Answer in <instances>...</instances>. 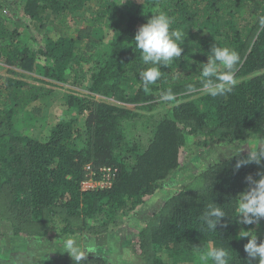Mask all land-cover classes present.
I'll use <instances>...</instances> for the list:
<instances>
[{"label": "trees", "instance_id": "trees-1", "mask_svg": "<svg viewBox=\"0 0 264 264\" xmlns=\"http://www.w3.org/2000/svg\"><path fill=\"white\" fill-rule=\"evenodd\" d=\"M154 13L171 17L186 38L181 58L162 66L161 79L145 90L139 73L149 66L133 39ZM22 14L58 30L34 48L17 10L13 20L0 14V233L7 224L14 236L42 238L51 230L76 237L114 231L181 165L188 134H202L197 143L205 145L264 134V0H25ZM225 46L240 56L237 84L213 98L199 91L200 65L211 48ZM189 84L198 91L188 93ZM56 89L66 91L64 116L46 135H31L28 117ZM168 90L171 102L161 99ZM159 105L165 112L156 120L139 111ZM249 153L204 167L165 201L138 234L146 264H212L201 259L211 247L228 250L230 264H247L248 238L239 232L264 241L262 219L245 225L236 218L246 178L264 172V160L236 167ZM91 170L109 183L84 188ZM210 206L229 216L217 232L201 228ZM80 264L115 263L86 253Z\"/></svg>", "mask_w": 264, "mask_h": 264}, {"label": "rangeland", "instance_id": "rangeland-1", "mask_svg": "<svg viewBox=\"0 0 264 264\" xmlns=\"http://www.w3.org/2000/svg\"><path fill=\"white\" fill-rule=\"evenodd\" d=\"M24 1L0 0L4 6L0 8V14L13 20V11L17 10V13H19L17 21L21 26L20 30L23 35L27 37L26 42L34 48H41L44 46L46 38L57 35L56 31L58 29L53 25V21H49L43 28L30 23L29 19L22 14ZM93 4H96L95 1H93ZM88 14H91V12L85 13L86 16ZM74 20L81 24L84 22V17L78 14L74 17ZM69 29L68 32L76 36V28L69 27ZM1 72L5 73L6 68H2ZM65 92L64 89H56L52 95L41 100L39 112L28 117L26 121V124L32 123L30 129H26L29 130L31 135H38L39 132L46 135L49 130L48 127L64 116ZM173 104L167 103L166 107ZM139 111L147 115L153 114L151 118L156 120L159 118V114L165 112V109L162 105H159L155 110ZM138 133L144 136L147 134L146 131L143 132L142 130H139ZM253 138L249 142H209L205 145L197 143V141H203L204 136L202 134H188L187 143L181 155V165L173 171L164 185L149 197L144 205L126 218V221L114 231L100 235L85 234L76 237L73 235H59L51 230L47 238H42L26 233L14 236L11 227L8 224L4 225L3 230L5 233L4 231L0 233V264H70L73 262L72 258L67 252H62L64 240L69 237L77 240L81 252L85 254L103 255L107 261L115 264H146L141 256L138 234L148 224L153 214L161 209L169 197L192 182L204 167L211 166L232 155L248 153L251 149L255 151L264 139V134L258 132V135ZM94 174L95 172L91 170L86 180L87 188L102 186L104 180L95 178ZM262 220L264 223V219ZM262 234L264 235V228ZM86 249H91V251L87 252ZM165 252L162 253L163 256H165Z\"/></svg>", "mask_w": 264, "mask_h": 264}, {"label": "clouds", "instance_id": "clouds-1", "mask_svg": "<svg viewBox=\"0 0 264 264\" xmlns=\"http://www.w3.org/2000/svg\"><path fill=\"white\" fill-rule=\"evenodd\" d=\"M172 23V18L167 14L154 13L146 23L138 28L134 35L133 41H135L136 48L139 49L140 59L144 65L149 66L139 73L145 90L161 79L160 69L162 66H170L174 60L181 58L186 34L183 30L172 29ZM260 25L264 27V18L260 20ZM210 51L211 56H208L207 63L200 65L202 88L199 91H203L213 98L226 96L233 91L237 84L235 72L240 63V56L227 46L213 47ZM220 67L223 68V71L218 70ZM195 91L198 89L191 84L187 86L188 93ZM161 99L171 102L174 99V94L168 90ZM261 160H264V139L258 149L255 152L251 149L247 157L237 162L236 167L239 168L242 164L251 161L259 164ZM246 179L248 188L240 193L236 218L242 224L250 225L264 219V172L258 173L256 178L248 176ZM224 217H229L224 210L210 206L201 217V228L217 232V226ZM239 237L248 238L247 243L244 244L247 264H264V241L258 242L256 235L253 236L245 230L239 232ZM85 251L90 252L91 249ZM62 252H67L74 264H80L85 259V254L81 252L75 238L69 237L64 240ZM201 259L211 260L212 264H230L231 256L229 251L223 247H211Z\"/></svg>", "mask_w": 264, "mask_h": 264}, {"label": "built area", "instance_id": "built-area-1", "mask_svg": "<svg viewBox=\"0 0 264 264\" xmlns=\"http://www.w3.org/2000/svg\"><path fill=\"white\" fill-rule=\"evenodd\" d=\"M88 168L90 169V167H88ZM103 170H104V169H103ZM106 170H108V169H106ZM108 183H109L108 180H106V181L104 180V181L102 182V186H103V185H106V184H108ZM87 186H88V185H87V181H85V182L83 183V187L87 189Z\"/></svg>", "mask_w": 264, "mask_h": 264}]
</instances>
